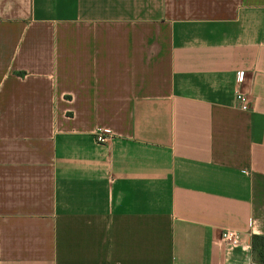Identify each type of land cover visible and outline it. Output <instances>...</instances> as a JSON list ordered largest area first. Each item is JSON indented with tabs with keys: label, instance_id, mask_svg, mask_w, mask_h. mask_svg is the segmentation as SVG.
Here are the masks:
<instances>
[{
	"label": "crops",
	"instance_id": "0c3cea01",
	"mask_svg": "<svg viewBox=\"0 0 264 264\" xmlns=\"http://www.w3.org/2000/svg\"><path fill=\"white\" fill-rule=\"evenodd\" d=\"M258 235L264 0H0V264H263Z\"/></svg>",
	"mask_w": 264,
	"mask_h": 264
},
{
	"label": "built area",
	"instance_id": "2783aa9c",
	"mask_svg": "<svg viewBox=\"0 0 264 264\" xmlns=\"http://www.w3.org/2000/svg\"><path fill=\"white\" fill-rule=\"evenodd\" d=\"M236 99L240 105V108L242 110H249L251 107V102L249 100V97L247 96L246 93L239 91L236 94ZM111 132L109 130H105L104 132H101L97 135V140L99 142H107L110 137H111ZM219 243L224 244L230 249L233 248H242V249H247L243 244V239L242 235L239 231L235 229H225L221 232L220 238H219Z\"/></svg>",
	"mask_w": 264,
	"mask_h": 264
},
{
	"label": "trees",
	"instance_id": "16d2710c",
	"mask_svg": "<svg viewBox=\"0 0 264 264\" xmlns=\"http://www.w3.org/2000/svg\"><path fill=\"white\" fill-rule=\"evenodd\" d=\"M253 248L259 261L264 264V236L258 235L253 237Z\"/></svg>",
	"mask_w": 264,
	"mask_h": 264
}]
</instances>
